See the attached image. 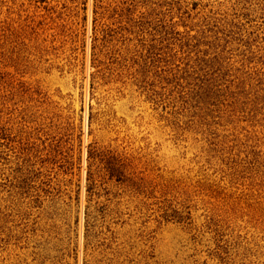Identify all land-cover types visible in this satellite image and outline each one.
I'll list each match as a JSON object with an SVG mask.
<instances>
[{
    "label": "rangeland",
    "instance_id": "rangeland-1",
    "mask_svg": "<svg viewBox=\"0 0 264 264\" xmlns=\"http://www.w3.org/2000/svg\"><path fill=\"white\" fill-rule=\"evenodd\" d=\"M0 264H264V0H0Z\"/></svg>",
    "mask_w": 264,
    "mask_h": 264
}]
</instances>
